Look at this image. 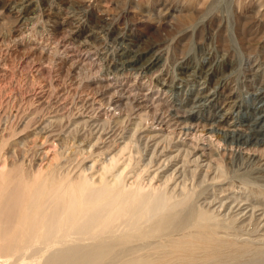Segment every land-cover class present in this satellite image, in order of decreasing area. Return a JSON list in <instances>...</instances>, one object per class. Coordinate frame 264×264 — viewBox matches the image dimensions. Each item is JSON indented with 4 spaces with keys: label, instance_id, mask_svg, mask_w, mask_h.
Here are the masks:
<instances>
[{
    "label": "rangeland",
    "instance_id": "1",
    "mask_svg": "<svg viewBox=\"0 0 264 264\" xmlns=\"http://www.w3.org/2000/svg\"><path fill=\"white\" fill-rule=\"evenodd\" d=\"M137 49L158 67L129 64ZM12 167L25 191L51 174L75 198L82 174H122L110 206L162 191L175 200L162 215L181 218L130 230L137 243L210 229L242 247L224 264L264 263V0H0V171ZM107 233L95 241L122 243Z\"/></svg>",
    "mask_w": 264,
    "mask_h": 264
},
{
    "label": "bare ground",
    "instance_id": "2",
    "mask_svg": "<svg viewBox=\"0 0 264 264\" xmlns=\"http://www.w3.org/2000/svg\"><path fill=\"white\" fill-rule=\"evenodd\" d=\"M76 28L78 30V27ZM151 51L150 49L144 51L137 49L134 51L133 59L130 58L131 56L128 57L129 64L140 63L148 68L158 67L159 58H155ZM114 105L117 107L116 104ZM160 119L162 120V118ZM48 175L47 177H49ZM82 175L84 177L81 176L75 183H69L72 189L75 188L76 192L79 191V196L75 198L74 190L66 192L65 189L63 192L59 190V186H54L51 174L48 180L44 179L46 175L41 177L39 181L43 178L44 182L41 184L39 182L36 185H41L40 188L34 189L35 186L34 188H30V186V189L25 191L26 178L21 174L19 168L12 167L3 172L0 171V239L8 241L1 252L9 256L7 259L9 264H224L226 256L231 255L233 259L235 252H243L242 247L236 246L234 242L236 240L217 238L209 231L210 229H203L182 240L176 239V237L168 240L167 243L156 242L160 244L157 246L145 242V240L144 243H137L138 235H133L136 233L134 230L143 228L149 222L151 223L148 228L151 233H163L165 228L179 225L181 218L162 215L166 210L171 209L175 200L172 201L165 194L166 192L162 191H155V195L153 193L152 196L146 197H143L139 192V196H142L140 199L137 198L138 196H134L137 194H134V197H126V190V193L123 192L125 193L123 196L127 200L126 204L123 202L125 205L115 208L116 206H110L112 199L109 197H113L123 190L122 174H115L111 180L103 177L100 179L98 176L97 181L91 180L93 176H90L89 179L84 174ZM128 194H130L129 191ZM124 198L121 199L124 200ZM121 199H119L120 203ZM206 225L208 226V224ZM130 230H133L134 233ZM123 231L126 233L128 231L129 234H125V232L123 234ZM106 232H110L107 233L108 235L122 233V239L120 237L122 243L116 246H101L99 237ZM111 235L109 238L114 237ZM97 238L99 240L95 241ZM87 240L93 244L82 245ZM160 248L162 251L157 252Z\"/></svg>",
    "mask_w": 264,
    "mask_h": 264
}]
</instances>
